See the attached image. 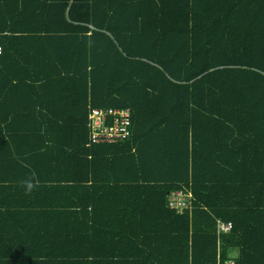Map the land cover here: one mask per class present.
Masks as SVG:
<instances>
[{"label":"trees","instance_id":"trees-1","mask_svg":"<svg viewBox=\"0 0 264 264\" xmlns=\"http://www.w3.org/2000/svg\"><path fill=\"white\" fill-rule=\"evenodd\" d=\"M0 35V264H264V0H0Z\"/></svg>","mask_w":264,"mask_h":264},{"label":"built area","instance_id":"built-area-1","mask_svg":"<svg viewBox=\"0 0 264 264\" xmlns=\"http://www.w3.org/2000/svg\"><path fill=\"white\" fill-rule=\"evenodd\" d=\"M4 49L0 35V56ZM90 144H116L127 141L133 135L132 113L129 109L118 108H91L87 123ZM170 208L179 214L192 209V194L180 190L170 198ZM234 225L218 223L219 232L228 233ZM234 264V263H227Z\"/></svg>","mask_w":264,"mask_h":264},{"label":"crops","instance_id":"crops-1","mask_svg":"<svg viewBox=\"0 0 264 264\" xmlns=\"http://www.w3.org/2000/svg\"><path fill=\"white\" fill-rule=\"evenodd\" d=\"M5 66H8L6 63H4ZM11 76L12 74H10L9 78L7 77V75L5 74V72H1L0 71V84L2 86L3 85H6L8 82L11 81ZM15 77V76H14ZM12 98L10 97H4V95H1L0 94V102L2 101H6L7 100V105L5 107H3L1 110H0V115L3 114H10L12 115V112H13V107H12V104H14L15 102L14 101H11ZM24 103L27 102V100L23 101ZM77 109H73V110H70V109H60V113H68L69 114H73V112H76ZM12 227H10L8 224H6L5 222L3 221H0V242H2L3 240H9L10 241H14V240H17L18 242H21V238H18V237H14V236H11L10 234L7 233L8 229L10 230ZM6 241V242H7ZM237 251V250H235ZM239 251V250H238ZM231 253H230V259H231ZM231 260H234V259H231Z\"/></svg>","mask_w":264,"mask_h":264},{"label":"rangeland","instance_id":"rangeland-1","mask_svg":"<svg viewBox=\"0 0 264 264\" xmlns=\"http://www.w3.org/2000/svg\"><path fill=\"white\" fill-rule=\"evenodd\" d=\"M231 256H233V257H231V259L237 260L239 258V251L238 250L237 251H235V250L231 251Z\"/></svg>","mask_w":264,"mask_h":264},{"label":"clouds","instance_id":"clouds-1","mask_svg":"<svg viewBox=\"0 0 264 264\" xmlns=\"http://www.w3.org/2000/svg\"><path fill=\"white\" fill-rule=\"evenodd\" d=\"M26 184V191L30 192L33 188V185L30 181H25Z\"/></svg>","mask_w":264,"mask_h":264}]
</instances>
